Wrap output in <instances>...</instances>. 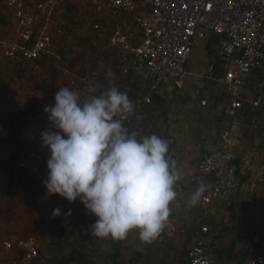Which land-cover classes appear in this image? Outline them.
Listing matches in <instances>:
<instances>
[{"label": "built area", "instance_id": "1", "mask_svg": "<svg viewBox=\"0 0 264 264\" xmlns=\"http://www.w3.org/2000/svg\"><path fill=\"white\" fill-rule=\"evenodd\" d=\"M70 5L74 6L71 11ZM208 18L212 24L205 23ZM68 28L73 33H68ZM211 35L217 37V43L209 56L208 83L226 91L227 109L232 114L245 102L253 110L263 108L264 0H0L4 56L36 63L45 55L62 54L70 47L68 38L78 53V37H84L115 57L119 72L140 80L145 94L136 98L134 112L124 117V124L144 103L152 101L164 82L181 85L196 43ZM60 55L55 63L60 62ZM102 66L103 60L98 70ZM111 70L114 76L110 79L114 80L116 69ZM81 80L86 81L84 77ZM248 81L254 84L253 91L246 88ZM54 96L55 92L49 91L44 106L53 105ZM200 103L206 107L209 102L202 98ZM237 119L232 128L222 131L218 145L199 163L197 183L209 187L200 201V236L189 248L188 264H218L205 247L203 234L210 231L209 219L224 203H230L238 189ZM249 164L245 155L243 165ZM47 230L38 227L29 236L4 240L1 264H35ZM254 242L262 244V236L257 234ZM245 264H264V251H255Z\"/></svg>", "mask_w": 264, "mask_h": 264}, {"label": "clouds", "instance_id": "2", "mask_svg": "<svg viewBox=\"0 0 264 264\" xmlns=\"http://www.w3.org/2000/svg\"><path fill=\"white\" fill-rule=\"evenodd\" d=\"M107 76H114L111 69ZM91 91L81 101L76 91L59 87L54 104L44 106L50 123L40 134L41 146L50 152L45 195L58 194L70 203L79 199L97 218L91 225L94 237L125 240L136 230L141 242L152 243L166 226L183 171L166 140L124 126L134 105L112 79L108 87L95 85ZM208 187L201 182L189 206L200 203ZM60 214L61 209L53 210V216Z\"/></svg>", "mask_w": 264, "mask_h": 264}, {"label": "rangeland", "instance_id": "3", "mask_svg": "<svg viewBox=\"0 0 264 264\" xmlns=\"http://www.w3.org/2000/svg\"><path fill=\"white\" fill-rule=\"evenodd\" d=\"M206 42V37H201L196 43L187 65L189 72L197 73L201 69H204V64L207 62ZM1 50H4L3 45L0 47V245L4 238L12 239L18 235V231H21L20 235L26 236L28 233L25 232L32 230L34 226H45L46 229H51L67 215L66 207L61 203L59 204L58 197L60 196L58 194H54L51 197H46L45 195L46 188L43 185V181L47 178L48 169L46 162L50 156V152L47 148L41 146V132L34 125V118L27 116V112L32 111L31 106L35 103L34 101H46L49 91H45L47 88L46 83H43L45 79L36 78V81L33 82L35 79L31 80L29 77L20 78L17 75L13 78H4L2 72H5V76H8L7 72L9 68L7 67V59L4 58ZM80 53L82 54V51L74 53V57L79 56ZM71 56H73V53ZM78 64L80 65L81 62ZM82 64L86 66L87 63L84 64L82 62ZM57 66L54 68L61 73L58 78L60 79V84L57 88L64 86L66 82H73L71 88L76 91L77 85L75 84L78 82L76 71L70 70L71 68L62 66L59 68ZM42 73L44 76L48 75V72H43L42 70L39 76ZM194 79L195 76L191 75L187 80L193 82ZM184 90L186 94H189L191 85H186ZM178 97L183 99L181 95H178ZM175 107L177 109V106ZM14 117L16 120L18 118L21 119L20 127H17L16 131L20 132L19 134L23 141L19 147L20 151L17 163L10 162L12 145L14 144L12 140L14 130L9 126L12 122L16 121ZM200 121L203 123L200 127L201 134L206 136L219 134L220 127L215 126L213 124L214 121H211V124L207 119ZM240 121H242L241 118ZM245 124V121H243L240 131L245 132ZM257 141V144H262L263 148L258 151L255 147L247 151V155L250 158V166H247L249 169H245V171L247 170V179L243 186L238 188L236 197L234 198L238 210V214L236 213V215L238 217L232 218L231 212L228 210L226 212L219 210L216 213V219L221 228L215 230L219 237L214 240V244L220 248H222V245L227 246L232 240L237 242L236 251L244 247V242L237 239V230L243 224L241 215L245 214V216L249 217L252 227L262 236V245L260 247L261 250L262 248L264 250V132ZM212 145L216 144L212 142ZM255 152L260 153L254 156L253 153ZM12 169L15 171L13 172ZM15 172L23 174L24 183L26 184L25 190L14 189L11 186V176ZM56 208L61 209L59 216L52 215L53 210ZM96 239L99 240V238L93 236L90 245L97 255L99 244L95 243ZM158 242H160V246L157 245ZM163 244H165L164 248ZM187 246L188 242L181 234L165 236L164 240L156 239L152 243H145L142 256L140 257L141 263L149 262V258L153 260L156 258V261L159 258L164 264H174L178 257L175 255L181 254V251L186 249ZM96 255L95 258L100 257L99 254ZM163 255L165 258L162 257ZM43 264L50 263L46 259Z\"/></svg>", "mask_w": 264, "mask_h": 264}, {"label": "trees", "instance_id": "4", "mask_svg": "<svg viewBox=\"0 0 264 264\" xmlns=\"http://www.w3.org/2000/svg\"><path fill=\"white\" fill-rule=\"evenodd\" d=\"M74 6L70 5L69 11L72 10ZM82 19V18H81ZM80 19V20H81ZM85 18L84 20H87ZM4 22V20H1ZM68 33H73L72 29H67ZM79 43L81 46L82 54L80 53L79 58L74 60V49L71 48L72 40L67 39V44L70 47L65 50L61 55L56 54L53 57L44 56L42 59L36 61V63L25 62L22 59L15 60L12 57L4 56L7 59V67L8 76H5V72H2L4 78H13L16 75L20 78L29 77L31 80L36 81V78H41L44 80L43 83H46L47 88L45 91H53L57 92L59 90V75L61 74L59 70L54 68L57 64H60L62 67L71 68L70 70L76 71L77 76L84 77L85 82L81 80L80 84H76L78 87L77 93L80 92L79 96L81 99H88L92 93V88L95 85H102L104 88L108 87V80L110 77L107 76V72L109 69H116V78L113 80L115 86L122 92H126L129 99L135 103L137 97H143L145 94L141 90L140 80H135L131 77L124 75L119 72V65L117 64L115 57L110 55L107 51H102L98 45H95L91 40L85 39L84 37L79 38ZM217 43V37L211 35L208 39L206 50L209 56H212L214 51V45ZM3 44V38L0 36V47ZM73 53V56H71ZM60 55V62L55 64V57ZM103 60L104 66H102L101 70H98V63ZM81 64L79 65L78 63ZM82 62L86 64L83 66ZM112 62V63H111ZM42 66V69H41ZM58 67V66H57ZM100 67V66H99ZM44 68V69H43ZM44 71L48 72L47 76L39 74ZM98 75V78H92L91 76ZM39 76V77H38ZM91 77V78H90ZM41 80V81H42ZM40 81V80H39ZM62 81V79H61ZM73 82H66L64 86L71 88V84ZM39 84V82H38ZM253 84V83H252ZM247 82V87H250L252 91L254 90V84L252 85ZM62 86V87H64ZM129 88V89H128ZM72 89V88H71ZM256 95L260 94L255 90ZM35 103L31 106V112H27V116L33 119V123L40 132L50 127V123L47 119L48 113H46L44 109V100L34 101ZM159 103L154 97L150 103H144L140 110H137L135 114L131 117V120L124 124L130 131H136L139 136H145L148 133L146 131L149 126L148 124L152 121H155L157 117L160 115H156L152 111L155 108V104ZM237 112H239L238 122L241 126L242 122L245 121V132L241 131L243 139H240L239 144L237 145V159L236 163L238 165V188L243 186L247 179V166L243 165L244 156L247 155V151H250V148H255L261 150L263 145H258V141L260 136L264 132V107L257 108L253 110L248 102H245L243 107H241ZM236 112V113H237ZM18 116V115H16ZM15 116V117H16ZM14 117V120L16 118ZM19 117V116H18ZM155 118V120H154ZM240 118L242 121H240ZM21 119L18 118L16 121L10 124V128H12L13 135V145H12V157L10 158L11 163H17V158L19 155V147L22 145V137L20 136V132L16 131V128L20 127ZM257 145V146H255ZM239 146V147H238ZM260 152H255L253 155L255 156ZM250 166V165H248ZM249 169V168H247ZM19 170V169H18ZM17 170V171H18ZM14 172L15 170L12 169ZM251 171V170H249ZM22 172V171H21ZM23 178V174H19L15 172L11 176V186L14 189H24L26 184ZM240 183V184H239ZM26 189V188H25ZM24 189V190H25ZM238 191V189H237ZM237 194V192H236ZM236 194L234 198L236 197ZM59 198V204L61 203L67 209V215L62 218L54 227L49 229L47 236H45L41 242L40 246V255L47 256V259L50 264H95V250L91 247L90 243H92L93 236L91 235V225L95 222V216L88 213L85 209L84 205L77 199L75 202H68L65 198ZM232 199L230 203H224L221 207V212L226 210L231 212L232 218H237L238 210L236 206V200ZM239 206V205H238ZM69 210H71V214L68 215ZM216 216H213L209 219L210 231L203 234L205 239V247L210 251L215 261L218 264H245V261L255 252L261 250L262 244H256L254 242L255 236L258 234L257 230H255L250 221L249 217L245 216V214L241 215L243 219V224L237 230V239H240L244 242V247H241L239 251H236L237 242L232 240L229 242L227 246H223L220 248L219 246H215L214 240L219 237L216 233V229H220L219 222L216 219ZM37 228V227H36ZM211 240V241H210ZM256 248V249H254ZM263 250V248H262ZM264 251V250H263ZM117 254L109 255V258L115 260Z\"/></svg>", "mask_w": 264, "mask_h": 264}, {"label": "crops", "instance_id": "5", "mask_svg": "<svg viewBox=\"0 0 264 264\" xmlns=\"http://www.w3.org/2000/svg\"><path fill=\"white\" fill-rule=\"evenodd\" d=\"M208 39L206 38L207 42ZM206 59L207 62L204 64L203 70L193 73L187 69L181 85H177L170 80L161 85L159 92L154 96L159 103L155 104L154 111H152L160 117H157L156 120L154 118L155 121L148 124L149 128L146 130L148 133L145 134V136L156 134L168 142L169 155L177 161L178 167L181 168L184 174L183 179L175 186L176 199L170 204L171 210L168 221L157 238L164 240L165 236L181 234L187 240V248L181 251V254L175 255L178 257L174 264H188L189 248L200 236L201 205L200 203L196 206H189L188 204L190 195L199 185L196 180L199 163L208 152L218 145L222 131L233 127L235 118L237 119V115H239V112L232 114L228 111L226 91L221 87L211 86L208 83L210 59L207 51ZM191 75L195 76L193 82L187 80ZM186 85H191L189 94H186L184 90ZM178 95H181L183 99L179 98ZM202 98L208 99V106H201ZM175 106H177V109ZM202 119H207L210 124L211 121H214L213 124L220 127L219 134L211 136L201 134L200 127L203 123L200 120ZM237 132L240 142L243 136L239 124ZM212 142L216 145H212ZM35 229L36 226L25 232L28 233L26 236L33 234ZM18 232V235H14L15 237L12 239L22 236L20 235L21 231ZM6 239L8 238H4V240ZM3 241L0 245V264L4 260L6 252L3 248ZM95 243L99 244L97 255L100 256L95 258V264H164L159 258L157 261L156 258L154 260L149 258V262L141 263L140 257L145 243L140 241L136 230L131 231L125 240L99 238V240H95ZM157 245L160 246V242ZM164 247L165 244H163ZM114 254H117L115 260L109 258V255ZM162 257L165 258L164 255ZM46 259L47 256H41L35 264H43Z\"/></svg>", "mask_w": 264, "mask_h": 264}, {"label": "water", "instance_id": "6", "mask_svg": "<svg viewBox=\"0 0 264 264\" xmlns=\"http://www.w3.org/2000/svg\"><path fill=\"white\" fill-rule=\"evenodd\" d=\"M204 21H205V23H210V24H212L213 23V20L212 19H210V18H208V19H204ZM200 30H202V31H204L205 29L202 27V26H200V28H199ZM208 31L209 32H212V28L210 27L209 29H208Z\"/></svg>", "mask_w": 264, "mask_h": 264}]
</instances>
